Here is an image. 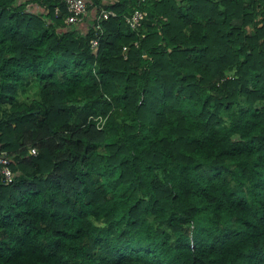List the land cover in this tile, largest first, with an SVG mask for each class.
<instances>
[{
    "label": "trees",
    "instance_id": "trees-1",
    "mask_svg": "<svg viewBox=\"0 0 264 264\" xmlns=\"http://www.w3.org/2000/svg\"><path fill=\"white\" fill-rule=\"evenodd\" d=\"M85 2L0 0V264H264V0Z\"/></svg>",
    "mask_w": 264,
    "mask_h": 264
},
{
    "label": "built area",
    "instance_id": "built-area-1",
    "mask_svg": "<svg viewBox=\"0 0 264 264\" xmlns=\"http://www.w3.org/2000/svg\"><path fill=\"white\" fill-rule=\"evenodd\" d=\"M64 4L66 14L64 15V22L65 23H75L79 21L81 17L85 14L94 13L93 9H87L85 0H62ZM57 7L54 6L53 12L54 14L57 13ZM115 12L112 10H103L100 9L98 11V15L94 18L96 24L94 28L98 27V22L100 17H106L107 15H114ZM145 15V11L140 8H133L127 15H124V22L127 24L129 28H135L139 25L140 20ZM95 39H89L90 47L93 48L96 44ZM133 44L136 45V41H133ZM125 49V46H122V50ZM28 153L34 154L35 150L33 147L28 148ZM11 157L9 154L5 153L4 151H0V182L3 184L9 183L13 178V173L9 167V162Z\"/></svg>",
    "mask_w": 264,
    "mask_h": 264
},
{
    "label": "rangeland",
    "instance_id": "rangeland-1",
    "mask_svg": "<svg viewBox=\"0 0 264 264\" xmlns=\"http://www.w3.org/2000/svg\"><path fill=\"white\" fill-rule=\"evenodd\" d=\"M26 9H29L31 11H36V10H39L40 8L36 5L28 4V5H26ZM30 92H32V89L29 90V93Z\"/></svg>",
    "mask_w": 264,
    "mask_h": 264
},
{
    "label": "clouds",
    "instance_id": "clouds-1",
    "mask_svg": "<svg viewBox=\"0 0 264 264\" xmlns=\"http://www.w3.org/2000/svg\"><path fill=\"white\" fill-rule=\"evenodd\" d=\"M95 118H97V119H99V120H100V117H99V116H97V117H95Z\"/></svg>",
    "mask_w": 264,
    "mask_h": 264
},
{
    "label": "crops",
    "instance_id": "crops-1",
    "mask_svg": "<svg viewBox=\"0 0 264 264\" xmlns=\"http://www.w3.org/2000/svg\"><path fill=\"white\" fill-rule=\"evenodd\" d=\"M34 5V4H33Z\"/></svg>",
    "mask_w": 264,
    "mask_h": 264
}]
</instances>
